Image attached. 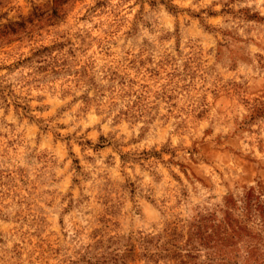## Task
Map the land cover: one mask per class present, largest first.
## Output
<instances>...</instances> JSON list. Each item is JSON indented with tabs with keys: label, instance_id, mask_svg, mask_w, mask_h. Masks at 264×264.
Here are the masks:
<instances>
[{
	"label": "rangeland",
	"instance_id": "obj_1",
	"mask_svg": "<svg viewBox=\"0 0 264 264\" xmlns=\"http://www.w3.org/2000/svg\"><path fill=\"white\" fill-rule=\"evenodd\" d=\"M232 4L0 0V264H93L95 245L72 241L118 247L155 215L145 189L169 235L185 215L212 224L226 157L244 159L248 202L264 198V28L246 27L264 17ZM218 128L230 151L197 159ZM136 247L125 264H148Z\"/></svg>",
	"mask_w": 264,
	"mask_h": 264
},
{
	"label": "clouds",
	"instance_id": "obj_2",
	"mask_svg": "<svg viewBox=\"0 0 264 264\" xmlns=\"http://www.w3.org/2000/svg\"><path fill=\"white\" fill-rule=\"evenodd\" d=\"M172 2L182 4L184 9L194 13L198 12L201 6L211 3V0H172ZM230 7L236 12L242 8L249 9L251 12L259 9L260 16L264 17V0H235V4ZM168 27L171 30V24ZM246 27L255 29L256 34H259L264 28V21L250 20ZM240 35H245L243 29L240 30ZM223 131V128H218L206 143L201 141V155L197 159H201L205 151H208L209 155L230 151L228 148L221 147V144L232 142L230 137L222 135ZM212 144L215 147L209 150V145ZM169 147L175 148L176 142L173 141ZM181 147L187 151L183 148V142ZM249 152H251L250 149ZM247 154L245 153V156ZM254 154L259 157L258 162L264 164V155ZM226 159L229 163L222 164L221 171L225 183L231 187H225L222 195L212 202L214 215L208 216V219L213 220L214 223L209 224L202 221L200 217L194 219V214L185 215L173 225L177 231L169 235L168 226L175 217L171 215L163 202L153 199L151 189H145L141 195L145 200H152L156 210L155 215L151 218L135 217L137 226L134 230L129 228L121 233L123 239L118 247L109 246L106 240L102 244H96L95 241H86L79 236L72 241V246L80 248L82 245H95L93 264H97V261L99 264H125V261L133 255L131 251H128L127 255L125 252L131 249L133 244H136V251L143 255V259L148 261V264L157 260L158 264H167L169 261L171 264H264V223L257 218V208L264 204V198L260 201L248 202L245 189L240 186V181L247 175L244 171L243 157L233 156ZM74 167L70 165V169L74 170ZM213 167L216 165L213 164ZM184 175L185 173H181V177ZM216 187L219 190L220 185L217 184ZM255 187L254 181L248 184L249 189ZM181 189L180 184L172 189L177 199L180 198ZM95 223L97 222L93 218L82 221L85 231L93 227ZM145 237L155 238L152 246H147ZM165 252L167 253L165 258L160 260V254Z\"/></svg>",
	"mask_w": 264,
	"mask_h": 264
}]
</instances>
